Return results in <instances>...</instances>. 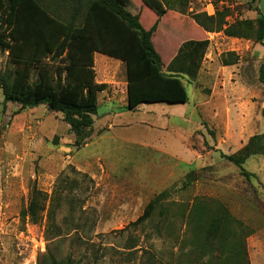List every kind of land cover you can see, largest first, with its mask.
Here are the masks:
<instances>
[{
  "label": "rangeland",
  "instance_id": "374dc122",
  "mask_svg": "<svg viewBox=\"0 0 264 264\" xmlns=\"http://www.w3.org/2000/svg\"><path fill=\"white\" fill-rule=\"evenodd\" d=\"M171 5L174 13L186 23L191 21V13L213 15L216 9L224 7L230 10V21L255 19L257 11L264 13V0H189L185 6L171 0ZM146 18H151L148 10L142 15L145 27ZM166 29L167 26L160 25L154 35L153 43L160 53L169 43L164 38L165 34L170 35ZM220 34L205 32V37L218 43L219 50L214 53L222 60L227 55L228 42ZM181 37L184 39L180 41ZM200 37L201 33L191 26L171 38L180 45ZM165 52L161 56L164 62ZM209 52L207 50V54ZM251 55L245 52L240 57L246 67L250 90H254L256 84L264 85L259 79L264 57L258 62ZM11 68L8 54L0 50V73ZM196 80L187 74L184 78L189 99L184 107L185 112L191 114L185 126L189 134L175 133L177 139L186 137L184 159L171 157L163 149L139 147L141 144L163 147L171 136L161 131L152 132L148 126L141 125L140 122H145L144 111H128L121 98L105 104L99 97L92 135L83 147L75 149V137L62 115H45L40 132L49 140L34 139L33 129L22 131L29 110H20L13 103L5 107L0 91V264H36L46 249H51L58 258L71 255L77 264H178V260L183 259L180 245L190 234L185 232V222L176 215V206L171 207L169 220L172 219V225L168 233L164 229L158 232L155 227L158 219L153 223L132 225L147 204L167 189H174L170 201L177 203H192L197 196L222 202L235 218L254 230L246 239L249 263L264 264V159L256 156L245 162L243 168L256 175V178L247 179L221 157V154L235 152L237 146L232 147L231 152L225 146L223 152L214 150L213 144L217 142L205 130V126L211 127L210 107L205 102L206 94L196 88ZM206 91L209 93L208 88ZM257 106L258 103L254 118L264 115V110H257ZM43 107L36 113L46 114ZM113 109L121 114L113 120H105L104 113ZM53 115L59 116L54 119ZM7 116H13L10 128L6 127ZM113 122L126 123V126L109 132ZM171 123L177 126L176 119ZM211 128L215 135L221 136V129ZM257 131H264V118L258 123ZM175 152L182 154L180 148ZM191 171H195V181L181 191L182 182ZM62 181V189H59ZM33 186L48 197L42 219L37 224L24 221L21 216ZM58 192L61 199L56 207L54 225L60 229L61 236L56 238L55 228L51 224L48 227L47 214L51 198L57 197ZM47 229L52 236L50 240Z\"/></svg>",
  "mask_w": 264,
  "mask_h": 264
},
{
  "label": "trees",
  "instance_id": "16d2710c",
  "mask_svg": "<svg viewBox=\"0 0 264 264\" xmlns=\"http://www.w3.org/2000/svg\"><path fill=\"white\" fill-rule=\"evenodd\" d=\"M177 1L185 6L189 0ZM170 4L171 0H0V50L8 54L12 65L11 69L0 73L4 106L13 103L25 110L43 105L50 112L62 115L75 137L73 147L78 149L92 135L94 117H98L99 94L108 88L95 81V53L125 65V109L134 112L142 105H183L189 101L184 78L186 74L192 79L198 76L209 47L205 32L264 46V13L261 11H257L255 19L230 21V10L224 7L216 9L213 15L191 13V21L186 23L170 11ZM145 10L151 15L150 19L146 18L147 27L142 23ZM160 25L177 29L179 33L192 26L201 37L185 41L174 51L171 45L165 44L166 52L163 48L160 53L153 43ZM164 52L165 62L161 57ZM237 61L234 53L222 58L224 65ZM259 79L264 83V61L259 67ZM205 129L212 140L218 142L221 136L215 135L213 128L205 126ZM256 156L264 159V133L250 137L232 154H221L223 160L247 179L256 175L246 171L243 165ZM194 175L195 171L187 175L181 191L193 184ZM173 191L167 189L156 195L132 225L140 226L158 219L155 225L158 232L164 229L168 233L172 225L171 207L176 206V215L185 222V232L190 234L180 245L183 259L178 260V264H250L246 239L253 229L235 218L218 200L197 196L192 203H177L170 201ZM55 198H51L47 221L48 227L51 224L55 228L58 238L60 229L54 222L61 199L59 192ZM47 200V195L33 186L27 207L21 212L22 219L37 224ZM46 232L48 234V229ZM47 238L50 240L52 236L48 234ZM36 264L77 262L71 255L58 258L51 249H46Z\"/></svg>",
  "mask_w": 264,
  "mask_h": 264
},
{
  "label": "crops",
  "instance_id": "0c3cea01",
  "mask_svg": "<svg viewBox=\"0 0 264 264\" xmlns=\"http://www.w3.org/2000/svg\"><path fill=\"white\" fill-rule=\"evenodd\" d=\"M168 8H170V11L172 12L175 11L173 5L171 4L168 6ZM166 30L170 35L166 36L165 34L164 38L168 40L169 43L167 44L171 45V50L174 51V48H179L184 42L178 45L180 42H174L171 37L178 34L179 32L177 33V31H173L170 28ZM220 35H222L224 41L228 42L226 44V46L228 47V49H226V52L234 53L238 57V61L232 65H224L222 63V60H219L217 57L220 55H216V53H214V50H219L218 43L215 42V39L213 41L210 39L209 47L207 49L208 51L210 50V52L207 54L206 51L205 53V56L201 63L202 67L198 72L195 86L199 89L200 92H204L207 96L205 102L208 104V107H210L211 111V127H214L215 129H221L222 131L221 137L219 138L218 142L216 144H213L214 150L223 152L222 147L225 146L226 149L231 152L233 149L232 147H234L235 149V147L237 146V148L235 149L237 151L247 143L250 137L264 133V131H257V125L259 122L261 124L264 115H260L254 118L253 114L256 103H258L257 110H264V85L260 87L256 84L253 88L254 90H250L251 85L246 76V67L244 65V62L242 61L243 58L240 57V54L249 52L250 54H252L251 56H255V59L259 62L264 57V46L259 44L254 45L249 41L236 38H227L223 34ZM210 36L213 37L214 35L210 34ZM181 38L182 39H180V41L184 39L183 37ZM235 43H237L236 47L234 46ZM220 46H222V44ZM111 60H114L116 62L113 63V61ZM171 60L172 58L169 60V62ZM169 62H167L166 65H168ZM93 63L96 75V83L108 85V88L99 94L101 101H103L105 104L114 103L117 98H121L126 101L127 82L125 65L119 60L108 58L107 56L98 53L94 54ZM206 88L209 89V93L208 91H206ZM256 89L258 91H256ZM186 104L167 105L166 107V104H153L142 105L138 107L136 111H144L143 121L145 122H140L141 125L148 126V128L151 129L152 132L161 131L164 133L163 135L171 136V139H169V143L163 144V147H155L146 144H141L139 145V147L147 149L149 148L153 150L163 149V152L171 157L178 158L179 156V158L183 157L184 159L187 148L186 137L184 139H177L175 133L182 131L183 135H185V133L186 135L189 134L188 132H186L185 126L186 124H188L187 122L188 120H190L191 114L185 112L184 106ZM17 106L18 108H20L19 105ZM42 106L43 105L37 108L28 109L29 115L26 117V124L22 131L26 129H33L34 139H36L37 137H41L43 139L49 140L47 136L43 135L40 132V128L43 124L45 115L56 113L50 112L46 107H43V110L46 111V114H37L36 112ZM120 114L121 113H118V111H114V109L107 110V112L104 113V115H106L105 120H113L114 116H118ZM13 116H7V128L11 127ZM53 116L54 119H57V116L59 115ZM173 119H176L177 126H173L174 124L171 123ZM123 126H126V123L113 122V124L109 126V132H111V130L115 128H122ZM135 145L138 146L137 144ZM179 148L182 151L181 155H178L177 152H175L176 149ZM182 162L185 163V160H182Z\"/></svg>",
  "mask_w": 264,
  "mask_h": 264
}]
</instances>
